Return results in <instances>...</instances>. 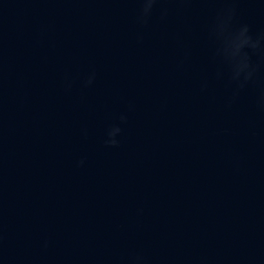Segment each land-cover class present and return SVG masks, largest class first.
I'll use <instances>...</instances> for the list:
<instances>
[{
  "label": "water",
  "instance_id": "obj_1",
  "mask_svg": "<svg viewBox=\"0 0 264 264\" xmlns=\"http://www.w3.org/2000/svg\"><path fill=\"white\" fill-rule=\"evenodd\" d=\"M225 7L264 33V0L145 25L138 0H0V264H264V57L234 95Z\"/></svg>",
  "mask_w": 264,
  "mask_h": 264
},
{
  "label": "clouds",
  "instance_id": "obj_2",
  "mask_svg": "<svg viewBox=\"0 0 264 264\" xmlns=\"http://www.w3.org/2000/svg\"><path fill=\"white\" fill-rule=\"evenodd\" d=\"M160 0H138L140 4L137 21L141 25L148 23L153 12L154 6ZM224 2L232 3L234 0H224ZM236 10L233 7H225L221 9L215 17L210 27L209 35L216 42L214 57L226 66L228 72V81L235 86L236 92L258 83V66L253 63L252 56L258 55L264 57V33L253 37L250 33V27L247 24H241L238 27L233 26ZM167 15V10L161 11V17ZM223 73L218 72L217 78H221ZM95 74L92 73L85 80V86L91 84ZM259 102L264 105V90L261 91ZM121 123L126 122V116L119 117ZM122 131L117 126H111L106 132L104 144L109 147H115L119 144L116 136ZM83 164V160L79 162ZM129 264H146L145 258L141 255H135L130 258Z\"/></svg>",
  "mask_w": 264,
  "mask_h": 264
}]
</instances>
